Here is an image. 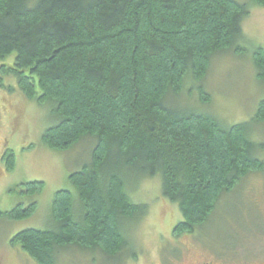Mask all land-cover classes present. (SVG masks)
<instances>
[{
  "label": "trees",
  "instance_id": "16d2710c",
  "mask_svg": "<svg viewBox=\"0 0 264 264\" xmlns=\"http://www.w3.org/2000/svg\"><path fill=\"white\" fill-rule=\"evenodd\" d=\"M248 2L0 0V61L15 55L2 73L16 78L28 100L51 107L57 122L43 144L63 152L87 139L93 147L91 162L70 176L79 207L72 193L58 192L53 229L20 232L13 246L37 264H58L71 248L96 263L102 256L104 264H124L134 249L122 223L148 212L126 194L129 180L161 176L163 197L183 216L176 233L202 234L222 198L264 172L252 140L253 127L264 124V101L251 122L229 128L170 106L174 98L193 102L183 95L186 79L201 84L212 59L236 48L251 13ZM253 61L264 84V48ZM199 90L200 101L211 102ZM23 187L34 199L44 183ZM36 208L33 202L0 210V219L25 220Z\"/></svg>",
  "mask_w": 264,
  "mask_h": 264
},
{
  "label": "rangeland",
  "instance_id": "374dc122",
  "mask_svg": "<svg viewBox=\"0 0 264 264\" xmlns=\"http://www.w3.org/2000/svg\"><path fill=\"white\" fill-rule=\"evenodd\" d=\"M247 4L251 13L243 21V38L236 48L212 59L201 84L186 79L183 95L190 94L193 102L174 98L170 106L213 116L224 128L252 121L264 101V84L253 61L255 52L264 48V6L251 0ZM14 60L13 54L0 61V210L9 212L33 202L37 208L25 220L0 219V264H37L11 241L26 230L53 229L51 207L58 192L72 193L75 208L79 207L70 176L91 162L93 147L87 139L63 152L43 144L45 132L57 122L51 107L28 100L16 78L2 73V66L9 69ZM200 87L211 95V102L200 101ZM252 140L258 145L256 156L264 161V124L253 127ZM34 182H43L44 190L29 199L21 192L25 184ZM125 192L134 204L148 206V212L140 221L122 223L134 249L124 264H189L205 256L264 264V172L250 174L235 193L223 197L202 234L176 233L183 216L177 204L163 197L161 176L129 180ZM100 258L96 263L91 254L71 248L59 254L58 264H104Z\"/></svg>",
  "mask_w": 264,
  "mask_h": 264
},
{
  "label": "flooded vegetation",
  "instance_id": "af4514ba",
  "mask_svg": "<svg viewBox=\"0 0 264 264\" xmlns=\"http://www.w3.org/2000/svg\"><path fill=\"white\" fill-rule=\"evenodd\" d=\"M134 260V259H132ZM130 260V261H132ZM127 261V260H126ZM125 261V262H126ZM189 264H246V263H232V262H229V261H226L222 258H219V257H201V259L197 260L196 262L194 263H189Z\"/></svg>",
  "mask_w": 264,
  "mask_h": 264
}]
</instances>
